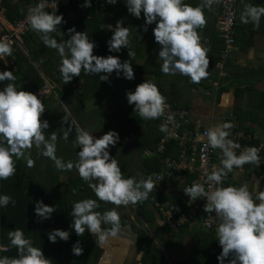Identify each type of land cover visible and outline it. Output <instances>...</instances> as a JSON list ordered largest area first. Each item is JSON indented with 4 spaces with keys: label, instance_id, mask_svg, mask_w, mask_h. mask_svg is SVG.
<instances>
[{
    "label": "clouds",
    "instance_id": "obj_1",
    "mask_svg": "<svg viewBox=\"0 0 264 264\" xmlns=\"http://www.w3.org/2000/svg\"><path fill=\"white\" fill-rule=\"evenodd\" d=\"M91 1L84 0L82 7H91ZM214 2L201 0L193 7L185 0H122L132 17L140 19L143 14V32H147V26L155 24L152 34L159 46L160 71L165 75L187 76L192 83H199L209 75V49L201 42L198 29L205 26V9L211 8ZM105 3L115 5L117 0H105ZM261 17H264V6L245 4L239 19L242 24L251 23L255 30L260 26ZM25 20L30 29L39 34L46 48L56 50L60 57L58 72L64 84L79 77L82 71L85 75H98L103 82H108L113 73L116 78L135 79L129 60L121 62L119 56L94 55L97 45L86 32H77L73 27L68 29V39L58 41L53 37L52 33H59L57 26L64 22L63 16L57 15L56 11H44L42 2L28 8ZM122 25L123 21L117 20L114 27L107 26L112 32L106 41L109 53H119L121 48L129 50V27ZM12 55V41L0 37V59ZM133 55L129 50L128 56ZM14 72L15 69L9 71L7 68L0 71V180H7L16 173V162L21 158L28 167H32L34 160L28 150L33 146L39 150L42 146L39 154L52 160L55 169L63 172L75 167L79 177L94 193L95 199L85 198L72 204L71 227L76 236L83 235L87 229L100 243L110 237L116 238L122 229L117 208L147 200L155 187L152 176L137 180L122 173L118 161L109 153L110 147H115L120 140L119 134L113 130L97 138L89 131L76 127L72 143L74 148L79 149L76 151L77 160L73 163L58 157L57 132L46 136L49 123L41 119L45 112L43 94L40 90L37 93L22 90L21 85L16 83ZM5 81L8 83L5 84ZM125 97L128 105L133 106V111L142 119H157L168 108L167 98L152 80H144L134 91H126ZM233 127L231 122L225 121L204 130L207 143L203 147L219 149L220 163L206 173L203 183L193 181L184 188L183 194L191 200L203 198L206 201L203 212L214 213L218 218L215 230L216 241L221 248L216 256L218 264H264V190H257L259 181L252 190L247 183L239 186L224 184L234 169L240 170L245 164L259 167L261 149L254 146L241 149L239 143L229 138ZM160 130L167 131L166 125L162 124ZM72 131L71 126L61 128L60 139L67 142ZM205 184L211 190H206ZM98 201L114 207L97 211L100 207ZM9 203L14 205L15 201L8 195L0 194V208ZM54 211V206L45 205L41 200L35 201L34 214L40 220L50 219ZM102 224L109 227L102 228ZM8 239L11 246L17 249V255L0 256V264H50L41 248L33 246L32 240L25 237L21 229L8 231ZM47 239L50 243H56L57 239L67 242L69 232L53 229L47 233ZM71 252L76 256L82 254L79 240L72 245Z\"/></svg>",
    "mask_w": 264,
    "mask_h": 264
},
{
    "label": "trees",
    "instance_id": "obj_2",
    "mask_svg": "<svg viewBox=\"0 0 264 264\" xmlns=\"http://www.w3.org/2000/svg\"><path fill=\"white\" fill-rule=\"evenodd\" d=\"M246 1H238V9L236 10L238 25L235 29V38H237L238 31L239 33L241 31L242 23L239 17L242 10L240 8H244ZM39 2L40 0H0V6L4 11L6 21L12 24L22 19L30 6L34 7ZM199 2L201 3V0H193L188 4L195 5ZM83 3L84 0L81 2L71 0L66 7L47 11H56L57 15L63 16L64 21L57 26L59 33H52L51 35L60 41L69 38L68 29L70 28L74 27L77 32H86L90 40L97 45L93 50V54L119 56L121 62L129 60L133 68L134 80L129 81L122 76L116 78L115 73H113L108 82H103L99 80L98 75H85L82 71L79 77H74L71 82L64 84L58 72L59 55L56 50L46 48L39 34L31 29L23 35L22 47H12L13 55L3 57L4 60L0 61V71L5 70V68L9 71L15 69L16 83L21 85L22 90L32 93H37L43 88L42 74L44 79L52 84L49 93L41 97L45 104L43 115L47 114L54 104L57 105L54 101H58L66 106L67 111L61 112L68 117V125L73 128L72 133L75 132L76 127L85 130L89 122L101 124L105 133L109 130L116 131L120 136V140L115 147H110L109 153L118 161L122 173L125 176L135 177L137 180L151 175L154 180V176L164 169V158H175L179 148L176 143H172L167 146L165 154L160 155L155 152L160 139V117L154 120L139 117L133 111V106L128 105L125 92L134 91L135 87L144 80H152L156 83L162 95L167 98L166 102L172 109L186 110L188 109V103L179 101L180 98H177L178 93L175 84L171 83L170 88L166 86L169 84V75H165L160 71L162 62L158 59L159 46L154 42L152 34L155 24L147 26V32H143L141 29V25L144 24L143 14H141L140 19L132 17L128 14L122 1L117 2L115 5L106 3L103 11L95 6L92 1L91 7L88 8L82 7ZM128 18H133L135 21L129 22L126 20V23L123 22L122 26L129 27L128 47L134 55L126 57L122 54V49L125 48H121L119 53H109L106 41L110 39L112 32L107 29V26L112 25L114 27L117 20ZM250 31L255 34L259 29L254 30L251 28ZM240 41L241 44L245 43L242 40ZM125 50L129 51L128 49ZM144 56L151 58L150 62L142 60ZM218 61L219 53L215 59L213 58L210 61L208 66L207 71L210 76ZM4 83L8 82L5 81ZM199 83H194L196 89L197 87L209 88L210 84L204 86V84ZM194 84L191 82L190 87L193 88ZM0 87H2V84H0ZM75 88H81L82 92L76 94L74 92ZM90 100L96 103V107L87 115L85 104ZM59 124L62 128L67 129L63 123ZM182 129L184 127H179V130ZM72 133L67 141V143L69 142V149L58 150L57 156L65 160V155H69V160L75 163L77 160L76 151H79V149L73 147L74 136ZM148 150L153 152L150 157L145 156V152ZM40 151H42V147L39 150L37 148L30 150V156L34 160L32 167H28L26 161L21 158L16 162V173L7 180H0V194L8 195L15 201L14 205L9 203L6 207L0 208V246H3L0 248V256L15 257L17 255V249L11 246L8 239V231L18 228L24 232L25 237L32 240L33 246L41 248L45 258L50 260V264H93L91 258L93 256L96 259L99 250L97 248L93 249L91 246L93 237L87 229L83 235L76 236L71 227L73 220L71 209L72 204L76 201L85 198L95 199L94 193L88 187L87 182L79 177L75 167L71 171H58L55 169L52 160H46V157L39 154ZM60 176H63V182ZM193 178V175L185 174L184 181L187 182ZM228 179L229 177H226L225 183L227 185ZM179 198L171 203L184 206V197L180 196ZM37 200L56 208L50 219L40 220L35 216L34 204ZM157 201L162 200L159 195L151 191L148 199L144 202L129 205L137 220L141 223H147L151 219L150 213H148V205H153ZM98 203L100 207L97 211L114 207L106 202L98 201ZM117 209H124V207L119 206ZM198 218L200 217L196 219ZM120 219L122 227L131 224L126 211L121 213ZM191 223L184 224L177 231L188 228ZM53 229L68 231L69 240L64 242L57 239L56 243H50L47 239V233ZM195 237L201 239L202 243L191 257L189 264H218L216 256L219 255L221 248L216 241V235L204 230L202 232L198 231ZM77 240L80 241V246L83 249L82 254L79 256L73 255L71 252L72 245ZM136 247L141 253L139 264H169L167 258L154 243L153 238L143 228L136 229ZM196 257L198 258L191 262Z\"/></svg>",
    "mask_w": 264,
    "mask_h": 264
},
{
    "label": "crops",
    "instance_id": "obj_3",
    "mask_svg": "<svg viewBox=\"0 0 264 264\" xmlns=\"http://www.w3.org/2000/svg\"><path fill=\"white\" fill-rule=\"evenodd\" d=\"M198 4L192 6L195 7ZM245 4L264 6V0H247ZM236 8L238 9V6ZM240 10L243 11L241 8ZM205 18L206 24L203 29H198V32L201 42L209 49L207 56L210 64V61L217 57L222 48L221 39L217 35L219 11L213 4L211 8L205 9ZM122 20L124 24L126 20L135 21L133 18ZM251 28H253L251 23L241 24V31L240 33L238 31L237 38H235L236 45L223 65L226 75L221 76L217 68H213L212 75L200 81L199 84H204V86L210 84L209 88L202 87L210 93L209 96L198 94L196 84L192 83L194 86L191 88L190 79L179 74L169 75L168 88L171 87V83L175 84L179 101L188 103L186 110L190 112L189 122L192 125L197 124L199 128L206 129L217 123L228 121L234 125L230 130L231 134L242 132L249 135L253 143H264V17H261L257 33L251 32ZM240 40L245 43L241 44ZM122 54L129 57L128 51L125 49H122ZM142 60L150 62L151 58L144 56ZM176 144L178 146V143ZM145 156L147 155L145 154ZM215 161L216 159H213V162ZM185 174L189 173H184L165 184L164 191L159 195L162 200L160 202L172 204L171 202L183 196L181 187L184 183H190L194 179L184 181ZM157 175L154 176V181ZM227 177H229L228 184L239 186L242 183H247L250 190L254 189L259 181L257 190H264V162L257 168H254L253 164H245L242 169L235 170ZM225 185L227 184L225 183ZM148 209L151 219L147 223L137 220L130 209L131 224L122 227L116 238L110 237L106 242L100 243L97 237L91 234L93 237L91 246L93 249L99 250L97 258L95 259L93 256L91 258L93 264H139L141 253L136 247L137 228H143L149 233L169 264H189L191 257L202 243L201 239L195 237L198 231H204L201 219H196L188 228L170 232L162 224L154 204L148 205ZM123 210L127 209H117L120 215L125 212ZM99 211L105 210L99 209ZM107 227L109 226L102 224V228ZM197 258H193L191 262Z\"/></svg>",
    "mask_w": 264,
    "mask_h": 264
},
{
    "label": "built area",
    "instance_id": "obj_4",
    "mask_svg": "<svg viewBox=\"0 0 264 264\" xmlns=\"http://www.w3.org/2000/svg\"><path fill=\"white\" fill-rule=\"evenodd\" d=\"M70 1L71 0H40V2L44 4V11L57 10L59 7H66ZM77 1L81 2L82 0ZM119 1L122 0H117V2ZM191 1L193 0H185V3ZM237 2L238 0H215L214 2L215 7L219 11L217 31L224 42V49L221 51L219 61L216 64V68L221 76L226 75L224 73L223 65L227 61L231 49L236 42L235 29L238 25V15L236 13ZM93 3L101 10L104 9V6L106 5L105 0H93ZM26 15L27 12L22 19L9 24L5 20L4 11L0 8V37H7L10 39L12 41V47H22V36L27 34L30 30V27L25 20ZM41 78L44 82L41 93L44 96L49 93L52 84L45 80L42 74ZM196 90L197 93L202 96H209L210 94L202 87H197ZM169 116L172 117L171 120L168 119ZM189 116V111L176 110L169 106L164 114L160 116V139L156 145L155 152L158 154H164L165 149L172 142L178 143L179 150L175 158L165 157L163 160L164 169L156 176L154 181L155 187L153 188V193L157 195H160L164 191L167 182L174 180L176 177L182 176L184 173L194 175L192 182L184 183L181 187V192L183 194L186 186H190L193 181L203 183L206 173L212 170V166H219L221 158L220 150L203 147L204 144L207 143V137L204 135L205 129L199 128L197 124L192 125V123L189 122ZM162 124L166 125L167 131L162 132L160 130ZM186 126L188 129L185 128ZM179 127H184V129L179 130ZM189 127L191 128L189 129ZM229 138L239 143L241 149L246 146L260 148V156L262 159L261 164L264 162L263 142L253 143L251 141L252 138L242 132H234ZM145 154L147 156H152L153 152L148 151ZM213 159H216V161L213 162ZM253 167L257 168L258 166L253 164ZM205 188L206 190H211L207 184H205ZM183 196L185 198L184 206L158 201L154 203L156 212L162 224L171 231H177L184 224L191 223L197 217H200L202 228L206 232L215 234L219 220L214 213L203 212V207L206 201L203 200V198L199 200H191L184 194Z\"/></svg>",
    "mask_w": 264,
    "mask_h": 264
},
{
    "label": "rangeland",
    "instance_id": "obj_5",
    "mask_svg": "<svg viewBox=\"0 0 264 264\" xmlns=\"http://www.w3.org/2000/svg\"><path fill=\"white\" fill-rule=\"evenodd\" d=\"M212 26V25H211ZM219 36V34H218ZM219 38L221 39V43H222V48L219 51V56L221 51L224 49V42L223 39L219 36ZM236 44H234L233 47H235ZM233 47L231 49V52L233 51ZM0 61H3L0 59ZM213 73V72H212ZM166 86H169V84H167ZM74 92L76 94L82 92L81 88H75ZM57 103V105H53V107L50 108L49 112L45 115H43L41 117L42 120H47L49 123V128L47 130H45V134L46 136L51 134L52 132H57V141H56V155L58 154L57 151H61L63 150V148H67L69 149V142L67 143L66 141L60 139V129L62 128L61 125L59 123H63L65 125L66 128L69 127V123L67 121L68 117L65 116L64 114H62L61 111H67L66 106L64 104H62V102H58V101H54ZM96 107V103L93 101H89L85 104V112L87 115L90 114V112ZM63 117L65 118L63 120ZM71 118V117H70ZM95 119V118H94ZM96 120V119H95ZM87 131H89L90 133H92L95 137L99 138L101 135L105 134V130L104 128L101 126V124L98 125L94 124L92 122H89V124H87L86 129ZM72 135L75 137V132L72 133ZM69 140V139H68ZM42 147V146H41ZM32 148H36L35 146H33ZM31 150V149H30ZM30 150H28V152H30ZM66 159L65 161L69 160V155H65ZM46 160H50L49 158L46 157ZM61 181L63 182V176H60ZM124 209L127 210H123L126 211V214L131 215V206L127 205V206H123ZM130 231V230H129Z\"/></svg>",
    "mask_w": 264,
    "mask_h": 264
},
{
    "label": "water",
    "instance_id": "obj_6",
    "mask_svg": "<svg viewBox=\"0 0 264 264\" xmlns=\"http://www.w3.org/2000/svg\"><path fill=\"white\" fill-rule=\"evenodd\" d=\"M48 104V103H47Z\"/></svg>",
    "mask_w": 264,
    "mask_h": 264
}]
</instances>
